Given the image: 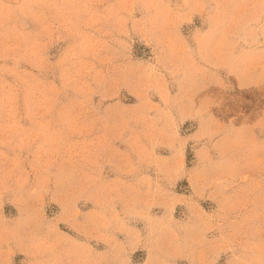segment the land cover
Instances as JSON below:
<instances>
[{
  "label": "rangeland",
  "instance_id": "374dc122",
  "mask_svg": "<svg viewBox=\"0 0 264 264\" xmlns=\"http://www.w3.org/2000/svg\"><path fill=\"white\" fill-rule=\"evenodd\" d=\"M0 264H264V0H0Z\"/></svg>",
  "mask_w": 264,
  "mask_h": 264
}]
</instances>
